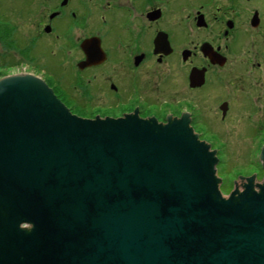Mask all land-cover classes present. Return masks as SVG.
I'll return each mask as SVG.
<instances>
[{
    "label": "water",
    "instance_id": "obj_1",
    "mask_svg": "<svg viewBox=\"0 0 264 264\" xmlns=\"http://www.w3.org/2000/svg\"><path fill=\"white\" fill-rule=\"evenodd\" d=\"M258 159L223 194L186 115L82 118L40 76L2 75L0 264H264Z\"/></svg>",
    "mask_w": 264,
    "mask_h": 264
},
{
    "label": "flooded vegetation",
    "instance_id": "obj_2",
    "mask_svg": "<svg viewBox=\"0 0 264 264\" xmlns=\"http://www.w3.org/2000/svg\"><path fill=\"white\" fill-rule=\"evenodd\" d=\"M32 1L40 7L38 31L52 40L57 57V74L43 70L40 78L72 114H136L159 123L184 114L216 151L217 164L223 150L210 141L231 137V120L244 133L250 125L244 104L258 96L248 83L264 74L260 0ZM248 25L261 31L260 40L248 37ZM255 128L251 164L259 181L264 134Z\"/></svg>",
    "mask_w": 264,
    "mask_h": 264
},
{
    "label": "rangeland",
    "instance_id": "obj_3",
    "mask_svg": "<svg viewBox=\"0 0 264 264\" xmlns=\"http://www.w3.org/2000/svg\"><path fill=\"white\" fill-rule=\"evenodd\" d=\"M258 5L259 9L264 11V0H260ZM38 11H40L39 3L32 0H0V17L12 26L13 30L9 35V40L12 39L15 43L14 48H17V51L10 49L9 40H0V76L21 72L42 76L43 70L48 74H57L54 66L57 59L53 54L54 43L42 30L39 32V27L36 26ZM247 33L252 40H260L262 37L261 31H257L250 25H248ZM20 53L23 56H20ZM248 85L256 88L258 97L254 96L253 101L246 100L244 104L248 108L246 113L248 118L244 117V120L250 124L245 128V133L236 127L237 120L235 119L229 122V124L234 122L232 123L233 131L230 132L231 137L222 133L224 141H210L215 149L223 150L221 163L216 165L217 175L222 180L220 191L223 194L230 192L238 176H248L251 172L256 173L251 161L257 160L255 151L259 145L257 142L259 137L255 139L249 132L255 124V130H260L264 134V74L261 73Z\"/></svg>",
    "mask_w": 264,
    "mask_h": 264
},
{
    "label": "trees",
    "instance_id": "obj_4",
    "mask_svg": "<svg viewBox=\"0 0 264 264\" xmlns=\"http://www.w3.org/2000/svg\"><path fill=\"white\" fill-rule=\"evenodd\" d=\"M12 26H10V24L8 22H5L1 17H0V40L1 41H6V40H9V35L10 33H12ZM10 42V49H14L17 51V48H14V41L9 40ZM8 43V42H7ZM31 45V44H30ZM20 56H23L21 53H20ZM1 74V72H0Z\"/></svg>",
    "mask_w": 264,
    "mask_h": 264
},
{
    "label": "snow or ice",
    "instance_id": "obj_5",
    "mask_svg": "<svg viewBox=\"0 0 264 264\" xmlns=\"http://www.w3.org/2000/svg\"><path fill=\"white\" fill-rule=\"evenodd\" d=\"M116 114H117V115H119V113H118V112H117Z\"/></svg>",
    "mask_w": 264,
    "mask_h": 264
}]
</instances>
